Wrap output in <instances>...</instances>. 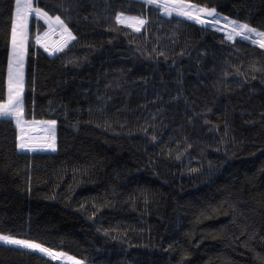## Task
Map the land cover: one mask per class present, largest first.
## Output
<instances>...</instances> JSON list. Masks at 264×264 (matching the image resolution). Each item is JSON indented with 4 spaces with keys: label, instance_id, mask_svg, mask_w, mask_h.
<instances>
[{
    "label": "trees",
    "instance_id": "16d2710c",
    "mask_svg": "<svg viewBox=\"0 0 264 264\" xmlns=\"http://www.w3.org/2000/svg\"><path fill=\"white\" fill-rule=\"evenodd\" d=\"M188 1L264 31V0ZM34 4L76 40L50 55L30 20L24 113L56 149L0 118V231L85 264H264V49L141 0ZM14 16L0 0V101ZM0 264L61 261L0 242Z\"/></svg>",
    "mask_w": 264,
    "mask_h": 264
},
{
    "label": "snow or ice",
    "instance_id": "6c2138e0",
    "mask_svg": "<svg viewBox=\"0 0 264 264\" xmlns=\"http://www.w3.org/2000/svg\"><path fill=\"white\" fill-rule=\"evenodd\" d=\"M145 5H155L162 9L167 16H172L175 12L178 17H187L189 20L195 21L207 28L219 27L220 17L215 8L199 7L192 5L188 0H141ZM204 14L211 19H205ZM35 16L37 19L43 18L48 24V31L43 36L39 33L35 36V43L43 45V48L50 55H57L68 47L71 41L76 40L72 29L61 18L60 15H50L48 11L37 5L34 0H15V16L11 27V47L12 53L8 61L7 76V100L0 101V118H10L15 121L16 127L19 129L17 147L21 150L36 151L37 149H56L54 131L49 135L46 143H37L33 138L28 137L25 131V125H34L42 123L54 129L56 120H47L37 122L35 119L27 121L24 118V66L27 55L28 41V22L29 18ZM118 24L129 25L137 31L140 27L147 23V20L140 16H126L121 11L115 16ZM228 28L227 38L234 40L237 36L252 41L264 49V31L253 27L251 24L243 21L230 20L224 26ZM58 30L62 40L57 45H50L47 37L50 32ZM223 30V29H221ZM253 35L259 39H253ZM0 241L8 245L22 246L23 248L38 250L47 256L61 261V264H83V261L74 256L67 255L63 252H57L51 248L45 247L43 244L30 239L18 238L16 235L5 234L0 231Z\"/></svg>",
    "mask_w": 264,
    "mask_h": 264
},
{
    "label": "rangeland",
    "instance_id": "374dc122",
    "mask_svg": "<svg viewBox=\"0 0 264 264\" xmlns=\"http://www.w3.org/2000/svg\"><path fill=\"white\" fill-rule=\"evenodd\" d=\"M190 4H192V5H196V4H193V3H191L190 1H188ZM35 5V4H34ZM196 6H199V5H196ZM199 7H202V6H199ZM161 12H162V14H164L163 13V11H162V9H161ZM218 13V12H217ZM219 14V17H220V25H219V27H214V28H217V29H219V30H221V29H223V30H221V31H223L224 33H225V35L227 36V32H228V28H224L223 27V25H226V24H228V22L230 21V20H234V19H231V18H229V17H226V16H224V15H221L220 13H218ZM165 15V14H164ZM173 15H176V13L174 12L173 13ZM126 16H132V15H126ZM167 16V15H166ZM33 17V16H32ZM32 17H30L29 18V22H28V36H29V32H30V20H31V18ZM184 18H187V17H184ZM204 18L205 19H211V17H208L206 14H204ZM145 19V18H144ZM188 19V18H187ZM142 27V26H141ZM140 27V28H141ZM48 31V30H47ZM56 31H58V30H54V31H52V32H50L49 33V35H48V37L46 38L47 40H48V38L51 36V35H53L54 33H56ZM59 32V31H58ZM41 36H43V35H41ZM58 37H60L59 38V40L58 41H56V43H54L53 44V46L54 45H57L61 40H62V37H61V35H60V33H59V35H58ZM237 37H239V36H237ZM253 39L255 40V39H259V37H257V36H255V35H253ZM28 42V41H27ZM11 53H12V47H11ZM11 57V56H10ZM24 75H25V68H24ZM24 118H25V120H27V121H31V120H33V119H27L26 117H25V113H24ZM36 120V119H35ZM37 122H40L41 120H36ZM55 127H56V125L54 126V129H55ZM54 129L52 128V127H50V126H48V125H45V124H42V123H37V124H34V125H25V131H26V135L28 136V137H31V138H33L37 143H46L47 142V140H48V137H49V135L54 131ZM37 132L38 133H41L40 135H37ZM19 135H20V132H19ZM37 150H43V149H37ZM0 242H2V241H0ZM38 251V250H37ZM55 251H57V250H55ZM58 252H61V251H58ZM42 253V252H41ZM64 253V252H63ZM43 254H45V253H43ZM67 254V253H66ZM46 255V254H45ZM67 255H69V254H67ZM71 256V255H70ZM83 264H85V263H83Z\"/></svg>",
    "mask_w": 264,
    "mask_h": 264
},
{
    "label": "bare ground",
    "instance_id": "6f19581e",
    "mask_svg": "<svg viewBox=\"0 0 264 264\" xmlns=\"http://www.w3.org/2000/svg\"><path fill=\"white\" fill-rule=\"evenodd\" d=\"M58 35H59V32L56 31V33H54L53 35H51V36L48 38L47 42H48L50 45H53L54 43H56V41L59 40L60 37H58ZM40 134H41V133H38V132H37V135H40Z\"/></svg>",
    "mask_w": 264,
    "mask_h": 264
},
{
    "label": "built area",
    "instance_id": "2783aa9c",
    "mask_svg": "<svg viewBox=\"0 0 264 264\" xmlns=\"http://www.w3.org/2000/svg\"><path fill=\"white\" fill-rule=\"evenodd\" d=\"M225 25H223V27H224ZM225 28V27H224Z\"/></svg>",
    "mask_w": 264,
    "mask_h": 264
},
{
    "label": "crops",
    "instance_id": "0c3cea01",
    "mask_svg": "<svg viewBox=\"0 0 264 264\" xmlns=\"http://www.w3.org/2000/svg\"><path fill=\"white\" fill-rule=\"evenodd\" d=\"M227 17V16H226Z\"/></svg>",
    "mask_w": 264,
    "mask_h": 264
}]
</instances>
